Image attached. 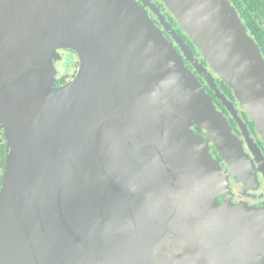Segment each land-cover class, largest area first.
<instances>
[{"label":"water","instance_id":"1","mask_svg":"<svg viewBox=\"0 0 264 264\" xmlns=\"http://www.w3.org/2000/svg\"><path fill=\"white\" fill-rule=\"evenodd\" d=\"M159 1L264 143V59L228 0ZM149 9L182 56L134 0H0V264H262L264 210L217 201L209 143L246 155L205 87L234 105ZM59 49L78 69L56 87Z\"/></svg>","mask_w":264,"mask_h":264},{"label":"flooded vegetation","instance_id":"2","mask_svg":"<svg viewBox=\"0 0 264 264\" xmlns=\"http://www.w3.org/2000/svg\"><path fill=\"white\" fill-rule=\"evenodd\" d=\"M138 6L144 5L143 1H147L145 7L146 12L149 18L154 22L158 29L161 30L163 36L167 41L173 42L171 37L166 34L160 24L158 23L156 17L149 9V6L155 5L159 9V12L165 16V21L169 23L172 30L180 36L185 43V46L192 51L193 57L198 61L199 64L203 65L208 72L211 71L208 69L206 63L203 62L199 52L193 47L192 43L188 40L186 35L177 27L176 21L171 15L163 8L162 4L157 0H134ZM231 7L235 10L237 16L244 25L247 34L258 46L260 53L264 59V0H228ZM152 3V4H151ZM155 9V8H154ZM157 11V9H155ZM174 49L179 55L182 56V52L178 49L177 45L174 44ZM67 53H70L66 51ZM186 68L192 72V75L195 76L198 82L201 85H205V82L200 78L197 73L193 70L192 66L188 61L185 62ZM78 69V61L74 64V68L71 74H64L59 77L56 81L66 80L67 83L72 80ZM215 83L220 90V93L225 96L227 101L232 102L234 109L236 110V116L239 120L233 118V115L226 109L222 103L215 98L214 92L209 89L208 86L205 87V92L212 98L213 104L218 113L225 119L227 126L229 127L231 133L237 138L238 146L240 145L246 157L235 154L237 157L236 162L226 163L217 152L212 143H209V153L211 154L213 160L218 162L223 174L227 178V188L228 192L222 194L217 198L219 204H223L224 201L231 203L232 205H246L249 208L254 209H263L264 210V143L260 139L254 123L251 121L249 116L240 109L235 103L234 96L229 95L228 88L216 77ZM62 85V84H61ZM60 86V85H58ZM57 86V87H58ZM190 130L193 131L195 135L203 137L206 134V131L202 129L200 132L196 131L195 126L190 127ZM2 140L0 147V183L3 176L4 169V139L2 137V132L0 135ZM206 141V139H204ZM254 153L252 152V150ZM264 255V240L261 243ZM264 264V260L262 262Z\"/></svg>","mask_w":264,"mask_h":264},{"label":"rangeland","instance_id":"3","mask_svg":"<svg viewBox=\"0 0 264 264\" xmlns=\"http://www.w3.org/2000/svg\"><path fill=\"white\" fill-rule=\"evenodd\" d=\"M158 2H160L159 0H157ZM161 3V2H160ZM152 4V3H151ZM162 4V3H161ZM153 5V7L155 8V9H157V12L159 13V15L160 16H162V17H164V20H165V16L163 15V14H161L160 12H159V9L157 8V7H155V5L154 4H152ZM162 6H163V8L167 11V9L164 7V5L162 4ZM139 7H141V8H144V10H145V13L147 14V12H146V9H145V7L142 5V6H139ZM168 12V11H167ZM153 13V12H152ZM168 14L169 15H171L169 12H168ZM148 15V14H147ZM155 16V15H154ZM149 17V16H148ZM156 17V16H155ZM157 19V18H156ZM174 19V18H173ZM175 20V19H174ZM158 21V20H157ZM166 22V21H165ZM154 23V22H153ZM159 23V22H158ZM167 23V22H166ZM169 24V23H168ZM171 43H173V46H174V42H171ZM66 51L67 52H69L70 50H66V49H59V50H57L56 51V53H57V59L54 61V63H53V68L55 69V71H56V74H55V79L57 80L59 77H61L62 75H64V74H71V72H72V70H73V68H74V64L76 63V61H78V58H77V55L74 53V52H72V51H70V53H67V55H66ZM208 73H210V72H208ZM211 74V76L213 77V73L211 72L210 73ZM214 76H216V75H214ZM214 79H215V77H213ZM235 100V99H234ZM235 103H236V100H235ZM238 107H239V105L238 104H236ZM240 108V107H239ZM2 132V131H1ZM0 135H1V133H0ZM2 137H3V135H2ZM1 144V143H0ZM211 155V154H210ZM212 157V156H211ZM213 159V158H212Z\"/></svg>","mask_w":264,"mask_h":264},{"label":"trees","instance_id":"4","mask_svg":"<svg viewBox=\"0 0 264 264\" xmlns=\"http://www.w3.org/2000/svg\"><path fill=\"white\" fill-rule=\"evenodd\" d=\"M66 80L64 79V80H60L59 82H57L56 81V87L58 86V85H60V86H62V85H64V82H65ZM68 83V82H67ZM62 84V85H61ZM66 84V83H65ZM59 87V86H58ZM228 90V92L227 93H229V95H231L232 96V92H231V90H229V89H227ZM3 146H4V149H5V142L3 143ZM1 149H2V146L0 147V151H1Z\"/></svg>","mask_w":264,"mask_h":264}]
</instances>
